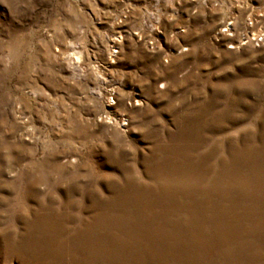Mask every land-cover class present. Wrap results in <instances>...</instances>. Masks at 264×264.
Here are the masks:
<instances>
[{
    "label": "rangeland",
    "instance_id": "obj_1",
    "mask_svg": "<svg viewBox=\"0 0 264 264\" xmlns=\"http://www.w3.org/2000/svg\"><path fill=\"white\" fill-rule=\"evenodd\" d=\"M203 109L211 132L179 141L185 116L184 127L203 125ZM170 139L191 160L206 156L196 171L182 161L168 171ZM255 160L264 164V0H0V264H176L172 242L142 249L158 232L177 235L191 264L242 258L264 237ZM134 185L152 190L142 208L119 198ZM198 188L211 209L192 206ZM195 230L214 246L187 247Z\"/></svg>",
    "mask_w": 264,
    "mask_h": 264
},
{
    "label": "bare ground",
    "instance_id": "obj_2",
    "mask_svg": "<svg viewBox=\"0 0 264 264\" xmlns=\"http://www.w3.org/2000/svg\"><path fill=\"white\" fill-rule=\"evenodd\" d=\"M105 81H106V79H103V81H101V84H102V86H103V89L102 88H100V90H99V93H98V96L100 97V98H103V99H105V98H107L108 100L106 101V99H105V101H106V104L108 105V107H109V109H107V113H109V114H111L110 115V120H112V112L111 111H113V105H117L118 103L117 102H115V98L114 97H110V96H108V94H107V90H106V88H108V85L105 83ZM212 113V111H210V110H207V109H203L200 113H198V114H195V116H200L201 117V123L203 124V125H189V126H187V127H184V125L185 124H191V123H193V117L192 116H185V118H184V121H183V123H182V127L181 128H179V132H178V134L176 135V138L179 140V141H186L188 144H189V142L192 140V139H198V138H200V137H202L203 135H206L207 133L209 134V132H211V130H210V128L208 127V126H210V125H208L209 124V121L210 122H215L214 121V119H216L215 118V114H213ZM209 117V118H208ZM123 126H125V124H123ZM212 126V125H211ZM210 126V127H211ZM222 131V130H221ZM216 133V132H215ZM207 134V135H208ZM204 137V136H203ZM170 141H172L173 142V144L172 145H170V146H166L165 148H162V152L165 154V156H168L169 154H171V153H173L174 152V155H173V157H172V159H171V161H170V170H168V171H173L174 172V174H176L177 173V171H176V169L172 166V163L174 162V161H182L183 162V164H184V166H185V168H187V169H189L190 171H196L197 170V168L195 167V165H198V164H200L201 163V161H200V159L202 158H204V157H206V156H199V158H197V160H195L194 161V158L191 160L190 159V153H192V152H190L191 150H190V147H181V145L179 146L178 145V143H179V141H173V140H171L170 139ZM186 142H185V144H186ZM155 149H157V148H155ZM161 150V149H160ZM192 150H194V148H192ZM240 150V149H239ZM248 150L249 149H242L241 150V152L243 153V154H245L246 156L248 155L247 153H249L248 152ZM251 151V150H250ZM194 152V151H193ZM212 152V151H211ZM231 152V151H230ZM229 152V153H230ZM233 152V151H232ZM153 153V152H152ZM234 153V152H233ZM154 154V153H153ZM156 154V153H155ZM158 154V153H157ZM202 154V153H201ZM200 154V155H201ZM206 154V153H205ZM204 154V155H205ZM160 155V154H159ZM234 155V154H233ZM158 156V155H157ZM193 156V155H192ZM246 156H243V158L244 157H246ZM198 157V156H197ZM210 157V156H209ZM247 160V159H246ZM255 162H256V164H257V166L258 165H261V167L264 169V164L262 163L261 164V162H259V161H257V160H255ZM163 163V162H162ZM165 163V162H164ZM163 163V164H164ZM194 167L196 168V169H194ZM219 167H222V166H219ZM223 169V168H222ZM257 169V168H256ZM261 169V168H260ZM262 169V170H263ZM254 173V172H253ZM195 174H196V172H195ZM251 174V173H250ZM255 204L257 205V210L255 211L254 210V213H256V214H254V215H256L257 216V219H259L261 222H263V224L262 225H264V171H258V169H257V171H255ZM183 176V175H182ZM218 178V177H217ZM36 182V181H35ZM243 183V182H242ZM34 184V183H33ZM126 185V184H125ZM198 185V184H197ZM250 185V184H249ZM33 186V185H32ZM199 186V185H198ZM134 188L132 189V190H130V192H128V189H126L125 187L123 188V186H122V188H123V190H121V191H119L120 193H118L119 194V198L122 200L123 199V201L124 202H129V203H131L133 206L135 205H137V204H139L140 205V207L142 208V205H144V204H146V202H148L149 200V197H151V194H152V190L150 189V188H145V187H137V186H133ZM193 187V186H192ZM127 188H128V185H127ZM132 188V187H131ZM131 188H129V189H131ZM251 188V187H250ZM195 189V188H194ZM193 189V190H194ZM199 190H201V189H197V191H194L195 192V194L194 193H191L190 192V194H191V196L193 197H195L194 199L196 200V201H194V199H193V203L191 202V204H192V206H194V207H199L201 204V202L203 203V205H204V207L206 206L207 208H210V206H209V204H210V200H206V199H204V200H200V199H198V197H197V194H201L202 196H203V193H201V191H199ZM219 190H220V188H219ZM218 190V191H219ZM159 192H161V191H159ZM220 192H222V191H220ZM253 193V192H252ZM68 194V193H67ZM113 194V193H112ZM128 194H131L132 196L131 197H129L128 196ZM159 194V193H158ZM223 194H226L225 192H223ZM245 194V193H244ZM243 194V195H244ZM169 195V194H168ZM173 195V194H172ZM200 195V196H201ZM28 196V195H27ZM112 196V195H111ZM114 196V195H113ZM156 196V195H155ZM163 196V195H162ZM171 196V195H170ZM174 196V195H173ZM226 196V195H225ZM239 196V195H238ZM242 196V195H241ZM252 196V195H251ZM159 197V196H158ZM227 197V196H226ZM231 197V196H230ZM60 198H62V197H60ZM70 199H71V197H69ZM111 198H113V197H111ZM166 198V197H165ZM173 198V197H172ZM223 198V197H222ZM228 198V197H227ZM244 198V197H243ZM69 199V200H70ZM115 199V198H114ZM162 199V198H161ZM168 199V198H167ZM166 199V200H167ZM175 199V198H174ZM244 199H246V197L244 198ZM249 199V198H248ZM169 200V199H168ZM177 200V199H176ZM212 200V199H211ZM115 201V200H114ZM159 201V200H158ZM157 201V202H158ZM161 201V200H160ZM165 201V200H164ZM181 201V200H180ZM243 201V200H242ZM253 201V200H252ZM244 202H245V200H244ZM106 203V202H105ZM169 203V202H168ZM198 203V204H197ZM251 203V202H250ZM109 204V203H108ZM156 204V203H155ZM173 204V203H172ZM234 204V203H233ZM245 204V203H244ZM121 205H123V204H121ZM131 205V206H132ZM171 205V204H170ZM229 205H231V204H229ZM47 206V205H46ZM176 206H177V204H176ZM228 206V205H227ZM44 207V206H43ZM158 207V206H157ZM156 207V208H157ZM161 207H162V205H161ZM170 207V206H169ZM191 207V206H190ZM202 208H203V206H201ZM219 207V206H218ZM71 208V207H70ZM133 208V207H132ZM136 208V207H135ZM180 208V207H179ZM193 208V207H192ZM221 208V207H220ZM225 208V207H224ZM232 208V207H231ZM235 208V207H234ZM256 208V207H255ZM97 209V208H96ZM144 209V208H143ZM170 209H171V207H170ZM170 209H167V210H170ZM204 209V208H203ZM211 209V208H210ZM245 209V208H244ZM43 210V209H42ZM132 210V209H131ZM163 210H164V208H163ZM166 210V209H165ZM182 210V209H181ZM236 210V209H235ZM177 211V210H176ZM188 211V210H187ZM191 211H192V209H191ZM196 211V210H195ZM202 211V210H201ZM208 212L210 211V210H207ZM218 211V210H217ZM220 211V210H219ZM227 211V210H226ZM230 211H232V210H230ZM234 211V210H233ZM46 212V211H45ZM117 212V211H116ZM155 212V211H154ZM153 212V213H154ZM178 212V211H177ZM183 212V211H182ZM197 212V211H196ZM203 212H205V211H203ZM207 212V213H208ZM224 212V211H223ZM55 213V212H54ZM64 213V212H63ZM167 213H169V212H167ZM181 213V212H180ZM190 213V212H189ZM195 213V212H194ZM201 213V212H200ZM222 213V212H221ZM228 213V212H227ZM233 213V212H232ZM238 213V212H237ZM248 213V212H247ZM121 214V213H120ZM162 214V213H161ZM164 214H165V212L163 213V216H164ZM183 214V213H182ZM202 214V213H201ZM213 214V213H212ZM217 214V213H216ZM230 214V213H229ZM51 215V214H50ZM54 215V214H53ZM62 215V214H61ZM96 215V214H95ZM168 215V214H167ZM194 215V214H193ZM203 215V214H202ZM208 215H209V213H208ZM238 215V214H237ZM247 215V214H246ZM213 216V215H212ZM215 216V215H214ZM213 216V217H214ZM223 215H221V217H222ZM224 216H225V213H224ZM231 216V215H230ZM235 216V215H234ZM239 216V215H238ZM241 216V215H240ZM250 216V215H249ZM255 216V217H256ZM36 217V216H35ZM34 217V218H35ZM40 217V216H39ZM49 217H51V216H49ZM165 217V216H164ZM163 217V218H164ZM209 217V216H208ZM219 217V216H218ZM253 217V216H252ZM55 218V217H54ZM210 218H212V217H210ZM233 218H235V217H233ZM254 218V217H253ZM61 219V218H60ZM64 219V218H63ZM197 219V218H196ZM199 219V218H198ZM214 219V218H213ZM212 219V220H213ZM249 219H251V218H249ZM256 219V220H257ZM40 220V219H39ZM117 220H118V218H117ZM119 220H124V219H119ZM126 220V219H125ZM124 220V221H125ZM195 220V219H194ZM209 220V219H208ZM222 220H223V218H222ZM221 220V221H222ZM231 220V219H230ZM239 220V219H238ZM253 220H255V219H253ZM97 221V220H96ZM109 223L111 222V221H113V218L111 219V220H107ZM123 221V222H124ZM164 221V220H163ZM206 221V220H205ZM214 221V220H213ZM215 221H216V218H215ZM220 221V220H219ZM240 221V220H239ZM252 221V220H251ZM121 222V221H120ZM230 222V221H229ZM235 222V221H234ZM244 222H246V221H244ZM61 223V222H60ZM103 223V222H102ZM126 223H128V222H126ZM221 223V222H220ZM242 223H243V221H242ZM255 223V222H254ZM112 224V223H111ZM122 224V223H121ZM158 224V223H157ZM176 224V223H175ZM193 224V223H192ZM198 224V223H197ZM197 224H196V226H197ZM216 224V226L218 225L217 223H215ZM240 224V223H239ZM253 224V223H252ZM259 224H260V222H259ZM258 224V225H259ZM117 225V224H116ZM160 225V224H159ZM162 225V224H161ZM234 225V224H233ZM251 225V224H250ZM36 226V225H35ZM44 226H46V225H44ZM128 226V225H127ZM177 226V225H176ZM195 226V227H196ZM208 226V225H207ZM252 226V225H251ZM253 226H255V225H253ZM260 226V225H259ZM28 227V226H27ZM30 227H32V226H30ZM47 227V226H46ZM170 227H172V225L170 226ZM174 227V226H173ZM178 227H180V226H178ZM183 227V226H182ZM209 227H212V226H209ZM223 227V226H222ZM234 227V226H233ZM240 227V226H239ZM243 227V226H242ZM55 228V227H54ZM136 228V227H135ZM191 228H193V226L191 227ZM218 228V227H217ZM34 229V228H33ZM166 229V228H165ZM168 229V228H167ZM171 229V228H170ZM174 229V228H173ZM207 229V228H206ZM209 229V228H208ZM212 229V228H211ZM210 229V230H211ZM216 229V228H215ZM219 229H222V228H219ZM219 229H217L218 231H219ZM252 229V228H251ZM255 229V228H254ZM264 229V228H263ZM32 230V229H31ZM37 230V229H36ZM76 230V229H75ZM79 230V229H78ZM81 230V229H80ZM133 230V229H132ZM172 230V229H171ZM194 230V229H193ZM192 230V231H193ZM213 230V229H212ZM217 230H214L213 232H212V236H215L216 234H219V233H217ZM244 230H246V229H244ZM248 230V229H247ZM246 230V231H247ZM259 230V229H258ZM29 231V230H28ZM48 231V230H47ZM169 231V230H168ZM187 230H185V232H186ZM203 231V230H202ZM202 231H200V233H202V234H204V236H202L200 239H198V238H194L193 236H195L196 235V230H195V232L194 233H192V237L190 238V239H188L189 240V245L187 246V247H190L191 245H193L194 247H197V248H199L200 250H202L201 248H206L209 244H211L212 242V240H210V237H209V235L208 234H205L204 232H202ZM222 231V230H221ZM230 231V230H229ZM250 231V230H249ZM261 231H263V230H261ZM260 231V232H261ZM190 232V231H189ZM243 232V231H242ZM255 232V231H254ZM256 232H257V230H256ZM40 233V232H39ZM42 233V232H41ZM145 233V232H144ZM161 232H158V233H154V234H156V236L155 237H158V238H153V237H151V238H153V239H151V240H146V242H144V246L142 247V249L143 248H151V249H155V248H158V246L157 247H154V245H152V244H154V243H160L161 245L163 244L164 245V243L165 244H168V243H170V242H172L173 244H175V245H173V244H169V246L171 247V249H167L166 250V252H168V254L169 255H167V257H169V258H171L172 259V262L173 261H175L176 262V264H191L190 262H188V261H190L189 259H188V261L184 258V260L183 259H181V258H179L176 254L177 253H179L176 249H174V246H177L178 247V245L180 244V242L181 241H178V239H177V235L175 236V235H173V236H169L168 238H170V239H165V237H163L162 236V234H160ZM169 233V232H168ZM173 233V232H172ZM180 233V232H179ZM210 233V232H209ZM225 233V232H224ZM235 233V232H234ZM244 233V232H243ZM248 233V232H247ZM246 233V234H247ZM253 233V232H252ZM264 233V232H263ZM43 234V233H42ZM138 234V233H137ZM146 234V233H145ZM174 234V233H173ZM178 234V233H177ZM181 234V233H180ZM183 234V233H182ZM181 234V236H185V235H182ZM186 234V233H185ZM189 234V233H188ZM237 234V233H236ZM245 234V233H244ZM259 234V233H258ZM142 235V234H141ZM140 234H139V236H141ZM223 235V234H222ZM225 235V234H224ZM228 235V234H227ZM248 235V234H247ZM250 235V234H249ZM248 235V236H249ZM253 235L254 236H252L251 235V237H253V238H255L256 236H255V233H253ZM264 235V234H263ZM83 236H85V235H83ZM149 236V235H148ZM165 236V235H164ZM220 237H221V235H219ZM230 236V235H229ZM228 236V237H229ZM259 236V235H258ZM167 237V236H166ZM238 237H239V235H238ZM250 237V236H249ZM145 238H147V237H145ZM150 238V237H149ZM184 238V237H183ZM227 238V237H226ZM261 239H257L253 244H251V247H249V245H247L248 247H246L247 249H250V251H247L243 256H242V258H241V260H238V258H239V256H240V254L239 255H237L236 256V258H234L233 257V253L232 252H230V255L229 254H225V253H223V254H225L224 255V258H225V260H226V262H225V264H238V263H240V264H264V237H260ZM138 239V238H137ZM232 239V238H231ZM63 240V239H62ZM213 240H214V238H213ZM229 240V239H228ZM242 240V239H241ZM21 241V240H20ZM19 241V242H20ZM57 241V240H56ZM136 241H138V240H136ZM223 241H225V240H223ZM222 241V242H223ZM44 242V241H43ZM141 242H143V240L141 241ZM219 242V241H218ZM228 242V241H227ZM231 242V241H230ZM224 243V242H223ZM223 243H222V245H223ZM215 244V243H214ZM227 244H229V242L227 243ZM239 244V243H238ZM245 244V243H244ZM141 245V244H140ZM143 245V244H142ZM211 245H213V244H211ZM216 245V244H215ZM230 245V244H229ZM246 245V244H245ZM214 246V245H213ZM213 246H211V249H212V247ZM226 246H228V245H226L225 244V250H226ZM231 246V245H230ZM13 247V246H12ZM33 247V246H32ZM43 247V246H42ZM162 247V246H161ZM209 247V246H208ZM216 247V246H215ZM221 247V246H220ZM224 247V246H223ZM229 247V246H228ZM239 247V246H238ZM20 248V247H19ZM217 248V247H216ZM215 248V249H216ZM222 248V247H221ZM230 248V247H229ZM235 248V247H234ZM240 248V247H239ZM30 249V248H29ZM141 249V248H140ZM161 249V248H160ZM178 249H179V247H178ZM192 249H195V248H188L187 249V251H192ZM207 249V248H206ZM228 249V248H227ZM93 250V249H92ZM204 250V249H203ZM245 250V249H244ZM158 251V250H157ZM180 251V250H179ZM218 251V250H217ZM235 251H236V249H235ZM238 251V250H237ZM99 252V253H98ZM129 252V251H128ZM127 252V253H128ZM138 252V251H137ZM160 252V251H159ZM183 252V251H182ZM204 252L205 251H203L202 253L204 254ZM208 252V251H207ZM211 252V251H210ZM224 252V251H223ZM228 252V253H229ZM94 253V252H93ZM131 253V252H130ZM139 253V252H138ZM143 253V252H142ZM157 253V252H156ZM161 253V252H160ZM184 253V252H183ZM209 253V252H208ZM217 253H219V252H217ZM238 253V252H237ZM242 250H241V255H242ZM95 254L97 255V256H105V255H103V252L102 251H100V250H98V248H97V250L95 251ZM109 254V253H108ZM112 254V253H111ZM211 254V253H210ZM132 255V254H131ZM130 255V256H131ZM187 255V254H186ZM214 255H215V253H214ZM109 256V255H108ZM129 256V255H128ZM129 256V257H130ZM166 255H164V254H159V259H163L164 257H165ZM208 256H210L209 254H208ZM217 256V255H216ZM95 257V256H94ZM135 257V256H134ZM215 257V256H214ZM218 257H219V255H218ZM37 258V257H36ZM138 258H139V254H138ZM199 258V257H198ZM202 258V257H201ZM210 258V257H209ZM211 258H212V256H211ZM239 258V259H240ZM95 259V258H94ZM92 260V262H94V264L96 263V261L95 260ZM101 259V258H100ZM105 259V258H104ZM103 259V260H104ZM131 259L132 258H129V259H127L126 261H128L127 262V264L131 261ZM137 259V258H136ZM214 259V258H213ZM222 258H220L219 260H221ZM113 260V259H112ZM210 260V259H209ZM212 260V259H211ZM237 260H238V262H237ZM99 261V260H98ZM196 261V260H195ZM208 261V260H207ZM215 261V260H214ZM161 264H165V262H162V261H159ZM206 262V261H205ZM211 262V261H210ZM217 262V261H216ZM83 263V262H82ZM197 263V262H196ZM200 263V262H199ZM204 263V262H203ZM219 263H220V261H219ZM122 264H124V263H122ZM166 264H168V263H166ZM172 264H174V263H172ZM202 264V263H201ZM215 264H217V263H215Z\"/></svg>",
    "mask_w": 264,
    "mask_h": 264
}]
</instances>
